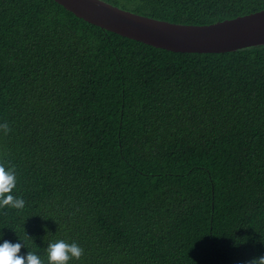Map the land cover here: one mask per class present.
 Returning a JSON list of instances; mask_svg holds the SVG:
<instances>
[{
	"label": "trees",
	"instance_id": "1",
	"mask_svg": "<svg viewBox=\"0 0 264 264\" xmlns=\"http://www.w3.org/2000/svg\"><path fill=\"white\" fill-rule=\"evenodd\" d=\"M207 25L264 0H105ZM0 233L47 264H247L264 255V44L173 52L54 0H0Z\"/></svg>",
	"mask_w": 264,
	"mask_h": 264
},
{
	"label": "water",
	"instance_id": "2",
	"mask_svg": "<svg viewBox=\"0 0 264 264\" xmlns=\"http://www.w3.org/2000/svg\"><path fill=\"white\" fill-rule=\"evenodd\" d=\"M104 30L173 52H227L264 44V9L207 25L169 22L105 0H54Z\"/></svg>",
	"mask_w": 264,
	"mask_h": 264
},
{
	"label": "clouds",
	"instance_id": "3",
	"mask_svg": "<svg viewBox=\"0 0 264 264\" xmlns=\"http://www.w3.org/2000/svg\"><path fill=\"white\" fill-rule=\"evenodd\" d=\"M7 130V124L0 125ZM16 186V174L12 168L6 170L0 165V205H9L16 209L24 207L25 201L13 194ZM26 248L21 239L12 242L3 238L0 233V264H45L40 255L35 251H26L21 254V248ZM83 249L76 242L69 243L60 238L52 239L46 248L47 264H69L73 259H79ZM247 264H264V255L254 257Z\"/></svg>",
	"mask_w": 264,
	"mask_h": 264
},
{
	"label": "rangeland",
	"instance_id": "4",
	"mask_svg": "<svg viewBox=\"0 0 264 264\" xmlns=\"http://www.w3.org/2000/svg\"><path fill=\"white\" fill-rule=\"evenodd\" d=\"M130 11V10H129ZM142 15V14H141ZM146 16V15H145ZM150 17V16H149Z\"/></svg>",
	"mask_w": 264,
	"mask_h": 264
}]
</instances>
